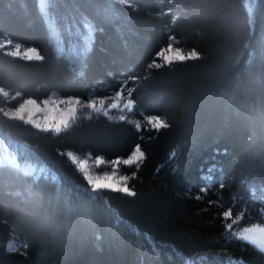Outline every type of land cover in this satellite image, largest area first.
<instances>
[{
    "label": "trees",
    "instance_id": "obj_1",
    "mask_svg": "<svg viewBox=\"0 0 264 264\" xmlns=\"http://www.w3.org/2000/svg\"><path fill=\"white\" fill-rule=\"evenodd\" d=\"M172 43L196 55L163 60ZM0 45V264H264L238 233L264 224V0H0ZM128 89L127 115L81 107L60 130L5 112ZM137 146L135 195L71 156Z\"/></svg>",
    "mask_w": 264,
    "mask_h": 264
},
{
    "label": "rangeland",
    "instance_id": "obj_2",
    "mask_svg": "<svg viewBox=\"0 0 264 264\" xmlns=\"http://www.w3.org/2000/svg\"><path fill=\"white\" fill-rule=\"evenodd\" d=\"M36 49L37 52L33 53L29 51L30 49ZM11 52L19 51V55H23L25 57L28 56H40L39 50L33 46H25L19 43L13 44L9 49ZM196 55L195 50H184L176 43H172L163 49L160 53V56L165 61H172L176 59L187 58L190 56ZM1 90V88H0ZM14 96L13 98H15ZM75 98L79 99L81 104L77 105L75 111L70 108L69 106V99ZM128 96L124 95L122 91L116 93L112 97H90L88 100H82L78 97H62L58 94H52L47 98L38 100L33 97H27L20 102H16L13 99V103L10 106L5 108V112L9 116L17 117L23 119L36 127L41 129H61L66 126L68 123L71 122L72 118L76 115L78 110L81 107H88V102L90 100H95L97 103V107H100V101L103 100L105 103L103 105L102 110H108L110 108H117V110H123L121 113L128 114V109L124 107L125 103L128 100ZM74 103V100H73ZM120 108V109H118ZM92 109V108H90ZM137 125L140 124L138 120H134ZM149 122V119H148ZM155 126V121L152 123ZM143 153L144 157L145 152L138 146L135 148L133 153L128 157H132L135 160V157ZM72 159L76 162L79 169L83 172L85 178L89 181L91 185L94 187L100 188H114L115 182L118 184H127V181H121V177H128L121 171V167L124 164L122 161L128 158L122 159L119 158L117 160L108 161L103 157H99L103 159V163H99L97 158L98 157H91L89 155L82 156L79 154L71 153ZM134 162L133 164L139 163L141 161ZM120 161L119 164L116 161ZM113 173L115 175L113 176ZM109 177H113V179H109ZM239 235L249 239L251 242L258 245L260 248L264 249V224L261 223H254L247 226L242 227L238 230Z\"/></svg>",
    "mask_w": 264,
    "mask_h": 264
},
{
    "label": "snow or ice",
    "instance_id": "obj_3",
    "mask_svg": "<svg viewBox=\"0 0 264 264\" xmlns=\"http://www.w3.org/2000/svg\"><path fill=\"white\" fill-rule=\"evenodd\" d=\"M45 4H46V0H40V5H41V8L42 9L45 7ZM2 46H6V45H0V47H2ZM29 51H31L33 53H36L37 52V50L34 49V48L33 49H30ZM19 54H20L19 51H15V52H12L11 53V55H19ZM27 58L28 59H33V58L42 59V57H40L38 55L35 56V57L28 56ZM127 91H128L129 99L125 103L124 107L130 111L132 109L133 105H134V102L130 98L131 97V91L132 90L131 89H128ZM73 100H74V103H73ZM104 103L105 102L103 100H101L100 101V107H97L96 101L95 100H90L88 102V106L90 108H92L93 110H95V111H100L101 108H103ZM80 104H81V102H80L79 99H75V98H70L69 99V106L73 110V112L75 111L76 106L77 105H80ZM105 114H107V113L105 112ZM119 119L120 120H124L125 117L123 115H121L119 117ZM153 121H155V126H156L157 129L163 128V127H166L167 126L166 123L163 120H161L159 117L149 118V123H152ZM137 127L139 128V125H137ZM57 130H59V129H57ZM142 156H143V153H140L139 155H137L135 157V160L132 157H130V158L126 159V160H123L122 162L124 164H126V165H131L134 162L139 161ZM97 160H98L99 163H103V159L102 158H99L98 157ZM116 163L119 164L120 161L118 160V161H116ZM114 175H115V173H113V176ZM109 179H113V177H109ZM128 179H129V177H121L120 178L121 181H127ZM113 190L126 191L127 194H129V195H135V193L133 191H131V189L129 187H127V184L126 183H124V184L121 185V184H118V183L115 182V187L113 188ZM197 198H199V197H197ZM224 217L227 219L229 217V212H224ZM227 227L230 229L232 227V225L231 224H228Z\"/></svg>",
    "mask_w": 264,
    "mask_h": 264
}]
</instances>
